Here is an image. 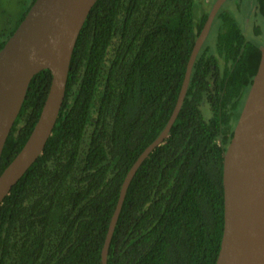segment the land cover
I'll use <instances>...</instances> for the list:
<instances>
[{
  "label": "trees",
  "instance_id": "trees-1",
  "mask_svg": "<svg viewBox=\"0 0 264 264\" xmlns=\"http://www.w3.org/2000/svg\"><path fill=\"white\" fill-rule=\"evenodd\" d=\"M29 1L0 29V49ZM257 4L264 16V0ZM206 18L198 0L95 1L75 41L52 133L0 203V264H101L122 181L166 125ZM214 25L218 32L196 56L168 136L127 187L106 264L215 263L223 154L260 43L246 38L224 8ZM51 78L48 69L31 78L1 151L0 174L26 142Z\"/></svg>",
  "mask_w": 264,
  "mask_h": 264
},
{
  "label": "water",
  "instance_id": "water-1",
  "mask_svg": "<svg viewBox=\"0 0 264 264\" xmlns=\"http://www.w3.org/2000/svg\"><path fill=\"white\" fill-rule=\"evenodd\" d=\"M96 0H34L0 49V155L31 78L48 69L51 84L26 142L0 174V203L42 153L59 115L79 30ZM216 0L195 40L166 125L127 171L101 250L107 251L127 187L144 159L168 136L183 103L192 67L213 19ZM223 227L214 264H264V38L260 59L222 162Z\"/></svg>",
  "mask_w": 264,
  "mask_h": 264
},
{
  "label": "flooded vegetation",
  "instance_id": "flooded-vegetation-1",
  "mask_svg": "<svg viewBox=\"0 0 264 264\" xmlns=\"http://www.w3.org/2000/svg\"><path fill=\"white\" fill-rule=\"evenodd\" d=\"M200 2V5L202 6L203 10L207 12V16L213 6V4L215 3L216 0H198ZM257 4V0H249V4L247 6V8L243 11V23L244 25H242L239 21L241 12L239 10V8H241V5L239 6V2L237 0H226L222 6L219 8V10L217 11L216 15L218 14V12L224 8L227 15L229 14L231 17H233L238 25L241 27L244 35L246 38H251L253 40H255L257 43H260V46L262 45L263 42V38H264V16L261 15V13L258 11V4ZM251 8V13H249L248 8ZM215 15V17H216ZM233 15V16H232ZM214 17V19H215ZM214 19L210 28V31L205 39V41L209 38V37H213L214 35L217 34L218 29L217 26L215 27L214 25ZM249 19L251 20L252 24H249L248 21ZM249 28V29H248ZM214 33V35H213ZM213 35V36H212ZM204 41V42H205ZM203 42V44H204ZM202 44V45H203ZM220 63L223 64V61L220 60Z\"/></svg>",
  "mask_w": 264,
  "mask_h": 264
},
{
  "label": "rangeland",
  "instance_id": "rangeland-1",
  "mask_svg": "<svg viewBox=\"0 0 264 264\" xmlns=\"http://www.w3.org/2000/svg\"><path fill=\"white\" fill-rule=\"evenodd\" d=\"M235 1V0H234ZM239 2V8L241 15L239 18V22L243 23V9L245 10L249 4V0H237ZM29 0H0V29L5 27H10L11 24L19 17L21 10L29 4ZM249 13H251V8H248ZM233 16V15H232ZM234 17V16H233ZM249 24L251 20L248 21ZM249 29V28H248Z\"/></svg>",
  "mask_w": 264,
  "mask_h": 264
}]
</instances>
